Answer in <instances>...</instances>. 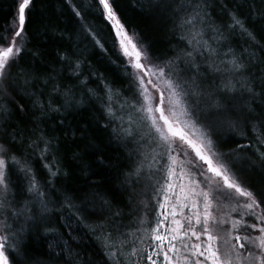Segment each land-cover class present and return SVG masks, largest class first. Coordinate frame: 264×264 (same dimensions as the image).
<instances>
[{
    "label": "snow or ice",
    "instance_id": "1",
    "mask_svg": "<svg viewBox=\"0 0 264 264\" xmlns=\"http://www.w3.org/2000/svg\"><path fill=\"white\" fill-rule=\"evenodd\" d=\"M62 3L76 28L59 68L33 44L35 0L0 28V264H264V0H132L174 39L163 56L117 0ZM89 50L117 56L122 86L84 76ZM69 140L113 177L74 152L90 186L60 183Z\"/></svg>",
    "mask_w": 264,
    "mask_h": 264
},
{
    "label": "trees",
    "instance_id": "2",
    "mask_svg": "<svg viewBox=\"0 0 264 264\" xmlns=\"http://www.w3.org/2000/svg\"><path fill=\"white\" fill-rule=\"evenodd\" d=\"M13 3L14 0H0V28L11 21L14 12ZM117 4L123 9L124 18L128 24L142 34L144 42L151 45L152 52L155 55L163 56L170 52L172 45L169 44V40H173V44L175 41L166 28L162 29L158 27L150 15L146 13L142 14L134 9L131 6L132 0H117ZM95 23L103 27L99 20L95 21ZM45 26H48L47 32L44 31ZM75 28L76 25L73 24L68 10L63 6L62 0H35L32 23L29 25V29L34 37L33 44H39L46 60L57 68L60 67V64L58 63L56 53L69 47V41L66 37L75 31ZM61 33L64 34V39H61ZM84 56L87 58L86 63L82 67L84 76H88L89 71L99 69L109 80L115 81L117 87L122 86V68L118 66L120 62L115 54H109L106 57L98 50L96 52L89 50L84 53ZM111 61H116V63H112ZM31 62V57L25 55L20 67L27 69ZM38 70L44 71L46 69L41 67ZM89 87L96 88L97 84L90 82ZM94 112L95 109L92 106L86 105L84 108L73 111L67 119L73 127L77 125L83 126L92 118ZM89 127L91 130V125ZM95 143L103 150L105 164L109 161H114L116 153L112 147L107 145L106 139H98ZM95 151L96 149L91 147L86 141L77 140L73 144L69 140L67 150L63 152V155L66 164L65 170L70 172V176L60 178L59 182L68 187L79 186L81 189L90 186V182L82 173L81 162L72 159L74 152L80 153L83 163L91 166L89 175L96 173L93 179L110 180L114 175V170L97 165L96 161L98 157L95 155ZM85 244L87 245V242ZM29 246L32 255L46 259L44 254L48 249L43 238L29 241ZM85 250L88 252L92 251L88 247H85Z\"/></svg>",
    "mask_w": 264,
    "mask_h": 264
}]
</instances>
